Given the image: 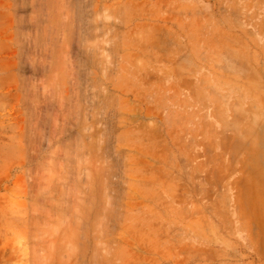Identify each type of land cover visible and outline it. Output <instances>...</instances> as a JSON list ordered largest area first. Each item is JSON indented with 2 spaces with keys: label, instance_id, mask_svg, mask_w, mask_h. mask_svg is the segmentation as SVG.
I'll use <instances>...</instances> for the list:
<instances>
[{
  "label": "rangeland",
  "instance_id": "1",
  "mask_svg": "<svg viewBox=\"0 0 264 264\" xmlns=\"http://www.w3.org/2000/svg\"><path fill=\"white\" fill-rule=\"evenodd\" d=\"M0 264H264V0H0Z\"/></svg>",
  "mask_w": 264,
  "mask_h": 264
}]
</instances>
